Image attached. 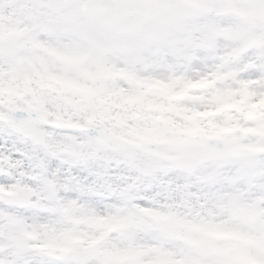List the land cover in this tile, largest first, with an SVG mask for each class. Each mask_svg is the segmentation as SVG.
I'll list each match as a JSON object with an SVG mask.
<instances>
[{
	"label": "snow or ice",
	"instance_id": "6c2138e0",
	"mask_svg": "<svg viewBox=\"0 0 264 264\" xmlns=\"http://www.w3.org/2000/svg\"><path fill=\"white\" fill-rule=\"evenodd\" d=\"M75 26L70 17L41 16L34 10L26 19L0 18V180L8 178L3 169L10 171L31 155L16 135L34 131L54 104H72L101 133L107 122H142L147 126L140 129L142 143L121 144L120 155L144 171L155 162L137 161V149L160 142L189 167L203 159L254 163L252 149L264 145V55L232 61L214 50L208 38L207 54L189 46L152 61L131 55L115 66L87 72L82 80L72 78L71 65L88 53L58 43L62 33ZM161 129L170 135L161 136ZM55 164L53 160L50 167ZM160 183L173 186L170 179ZM86 187L101 195L94 185ZM13 190L7 189L9 194ZM116 191L119 201L106 203L103 212L77 200L66 203L54 189L39 202H13V211L0 216V264H142L144 249L135 242L137 231L166 228L174 214L139 207L127 191ZM185 195L211 194L187 190ZM14 209H25L33 217ZM48 213L53 214L49 220L39 219ZM233 235L238 233L232 228L214 225L203 254L186 264H242L235 250L216 244ZM258 264H264V258Z\"/></svg>",
	"mask_w": 264,
	"mask_h": 264
},
{
	"label": "clouds",
	"instance_id": "9594fccd",
	"mask_svg": "<svg viewBox=\"0 0 264 264\" xmlns=\"http://www.w3.org/2000/svg\"><path fill=\"white\" fill-rule=\"evenodd\" d=\"M33 10L75 20L76 26L63 32L58 43L88 53L71 65L72 78L82 80L87 72L115 66L131 55L152 61L189 46L207 54L208 38L214 50L232 61L264 55V0H0V18L26 19ZM145 127L131 119L125 125L107 122L101 133L72 104H54L34 131L16 135L31 155L10 171L3 169L8 178L0 180L5 190L0 191V216L13 211V202H39L53 189L66 203L77 200L103 212L106 203L119 201L118 189L127 191L139 207L174 214L166 228L137 231L135 242L144 249L142 264H186L201 256L214 225L238 233L217 245L235 250L242 264H258L264 258V145L252 149V164L224 158L203 159L189 167L175 159L166 143H152L150 149H137V161L155 162L144 171L123 159L120 146L141 144L140 129ZM160 135L170 133L161 129ZM53 160L56 164L50 167ZM164 179L173 186L162 187ZM7 189L14 190L9 194ZM187 190L211 195L188 198ZM14 210L33 217L25 209ZM52 215L39 219L47 221Z\"/></svg>",
	"mask_w": 264,
	"mask_h": 264
}]
</instances>
